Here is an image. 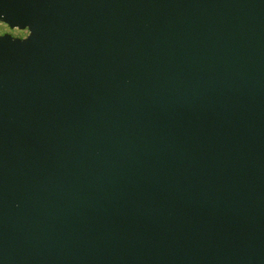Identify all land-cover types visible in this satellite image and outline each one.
I'll use <instances>...</instances> for the list:
<instances>
[{"label":"water","instance_id":"95a60500","mask_svg":"<svg viewBox=\"0 0 264 264\" xmlns=\"http://www.w3.org/2000/svg\"><path fill=\"white\" fill-rule=\"evenodd\" d=\"M0 23V264H264V0Z\"/></svg>","mask_w":264,"mask_h":264},{"label":"rangeland","instance_id":"374dc122","mask_svg":"<svg viewBox=\"0 0 264 264\" xmlns=\"http://www.w3.org/2000/svg\"><path fill=\"white\" fill-rule=\"evenodd\" d=\"M2 34H10L15 37L21 38V37H27L29 35V32L21 31L18 29L11 30L7 25L0 23V35Z\"/></svg>","mask_w":264,"mask_h":264},{"label":"flooded vegetation","instance_id":"af4514ba","mask_svg":"<svg viewBox=\"0 0 264 264\" xmlns=\"http://www.w3.org/2000/svg\"><path fill=\"white\" fill-rule=\"evenodd\" d=\"M2 35H4V34H2ZM2 35H0V36H2ZM13 36V35H12ZM15 37V36H14ZM28 37V36H27ZM27 37H21V39H25V38H27ZM15 38H18V37H15Z\"/></svg>","mask_w":264,"mask_h":264}]
</instances>
